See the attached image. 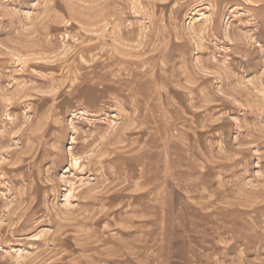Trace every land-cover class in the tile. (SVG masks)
<instances>
[{"label": "rangeland", "instance_id": "1", "mask_svg": "<svg viewBox=\"0 0 264 264\" xmlns=\"http://www.w3.org/2000/svg\"><path fill=\"white\" fill-rule=\"evenodd\" d=\"M0 264H264V0H0Z\"/></svg>", "mask_w": 264, "mask_h": 264}, {"label": "bare ground", "instance_id": "2", "mask_svg": "<svg viewBox=\"0 0 264 264\" xmlns=\"http://www.w3.org/2000/svg\"><path fill=\"white\" fill-rule=\"evenodd\" d=\"M87 30V29H86ZM145 39V38H144ZM128 43H129V41H128ZM141 48V47H140ZM127 58V57H126ZM139 59V58H138ZM25 62V61H24ZM141 77V76H140ZM107 78V77H106ZM191 84V83H190ZM196 86V85H195ZM194 86V87H195ZM119 88V87H118ZM105 90H106V93L107 94H105V95H107V99H105V100H103V108L102 109H105V110H107V111H110V109L112 108V107H114V103H115V100L117 101V100H120V99H122L123 97L121 96V94L119 95V94H116L117 92H116V86H113V85H110V86H108V87H105ZM191 93H192V91H191ZM105 95H103V97L102 98H104V96ZM123 95V94H122ZM201 99V98H200ZM196 106V105H195ZM98 107V106H97ZM129 120H134V121H139V119H138V117L136 116V115H133L130 119H127V118H123V122H122V125L120 126V127H118L117 129H115L113 132H111L110 134H109V136H107V138H118V140H120V142H122V143H124V142H126V141H128V140H132L133 142L131 143V144H140L141 142H143V137H144V131L142 130L143 128H141L140 127V125H138L136 128L134 127V125H135V122L134 123H132V125H126L125 126V124H127V122L129 121ZM117 122V121H116ZM139 123H140V121H139ZM128 124H130V123H128ZM106 136V135H105ZM133 136H135L134 138H132ZM105 138V137H104ZM117 140V139H116ZM94 142H95V139L93 140ZM102 141V140H101ZM112 142V141H111ZM118 142V141H117ZM120 142H118V143H120ZM114 143H115V141H114ZM127 143V142H126ZM130 143V142H129ZM101 144H103V146H105L106 145V143L104 142V143H101ZM108 144V143H107ZM112 144V143H111ZM117 144V143H116ZM121 144V143H120ZM110 145V144H109ZM122 145V144H121ZM141 145V144H140ZM147 145V144H146ZM126 145H124V147H121L120 146V148L121 149H125L126 147H125ZM127 146H129V144L127 145ZM130 146H132V145H130ZM112 148H114V147H112ZM119 148V147H118ZM130 149H131V147H129ZM101 149H102V147H101ZM128 149V148H127ZM105 150V149H104ZM100 152H103V150L102 151H100ZM114 152H116V151H114ZM118 152H121V151H118ZM118 154V153H117ZM122 153H120V154H118V155H116L115 157H107V158H102L101 157V160H100V165L102 166V167H105V165H106V163H112V164H114L115 166L116 165H121V161L122 160H119V158H122V155H121ZM126 162V161H125ZM141 163V162H140ZM96 189V187H92L91 188V190L93 191V192H91V194H90V192H89V194H90V196H89V198H88V202H91V204L92 203H97L98 201H107L106 203H111V201H112V199H111V197L109 196V194L107 195L106 193L105 194H103V193H101V192H94V191H96L95 190ZM88 191V190H87ZM85 192H86V190H85ZM108 192V191H107ZM100 203V202H99ZM94 205V204H93ZM126 228V227H125ZM123 242V241H122ZM121 242V243H122Z\"/></svg>", "mask_w": 264, "mask_h": 264}]
</instances>
